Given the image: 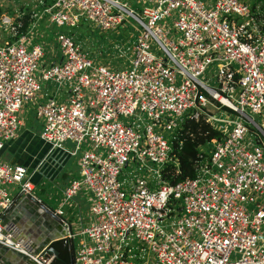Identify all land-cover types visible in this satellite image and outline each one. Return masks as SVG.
Here are the masks:
<instances>
[{"label": "built area", "instance_id": "built-area-1", "mask_svg": "<svg viewBox=\"0 0 264 264\" xmlns=\"http://www.w3.org/2000/svg\"><path fill=\"white\" fill-rule=\"evenodd\" d=\"M36 1L42 7L29 17L44 15L56 26L85 19L111 30L128 17L135 23L131 45H114L121 54L129 50L127 67L93 60L63 31L54 35L59 58L41 63L44 46L30 43L16 20L24 12L0 14L10 37L0 40V149L16 134L21 106L31 102L48 144L44 157L53 150L76 157L79 177L62 187L52 209L67 229L60 239L79 236L71 264H264V20L257 5ZM213 62L216 71L200 78ZM40 79L65 86L66 97L42 91ZM208 105L232 116L206 113ZM199 117L222 135L198 147L195 175L169 183L162 168L176 165L175 129L183 118ZM128 163L133 169L119 178ZM31 173L0 159V244L30 264H51L46 244L28 251L3 231L1 213L13 203L6 185L36 197ZM81 187L90 194V220L73 230L61 206Z\"/></svg>", "mask_w": 264, "mask_h": 264}, {"label": "crops", "instance_id": "crops-1", "mask_svg": "<svg viewBox=\"0 0 264 264\" xmlns=\"http://www.w3.org/2000/svg\"><path fill=\"white\" fill-rule=\"evenodd\" d=\"M250 2L254 4L252 0ZM42 18L41 16L35 21L31 19V21H34L33 26L31 27L32 22L29 21L25 27L27 34H29L30 43L37 41L32 38L29 30L37 25L45 27L49 23L47 19H45L47 21L44 23ZM4 38L10 39L0 27V40ZM52 45L54 46L53 40L50 41L48 46H44L45 51L41 58V63L59 58L58 51H51ZM40 86L42 91L50 94L55 93L59 99H64L67 95L65 86H56L41 79ZM19 115L21 123L15 136L7 140L0 149V159L13 164H21L26 167L28 173L32 171L30 179L34 185L36 197L43 200L51 209H56L60 204L62 187L71 177H79L77 159L75 156L63 158L60 152L56 150L47 153L46 157H44L48 144L39 137L40 122L34 117L32 103L24 102L20 108ZM36 165L38 166L36 167ZM41 183L44 184V189L46 190L44 195L41 193L43 188L40 185ZM6 188L14 199L18 194L17 186L7 184ZM89 203L90 194L84 187H81L70 201L61 206L64 211L63 216L68 219L71 229L77 230L90 220ZM1 221L3 231L8 234L10 240L19 242L28 251L37 250L42 246L35 239L46 234H49L53 239H60L67 230L60 221L52 223L49 216L40 209H36L35 204L30 200L24 201L21 205L16 202L12 203L1 213ZM78 238L79 236H75L65 241L64 247L68 254L71 253ZM58 245L61 246L62 244ZM7 247L8 250H4L7 264H26L23 257L16 254V252L22 254L21 252L13 250L9 246Z\"/></svg>", "mask_w": 264, "mask_h": 264}, {"label": "rangeland", "instance_id": "rangeland-1", "mask_svg": "<svg viewBox=\"0 0 264 264\" xmlns=\"http://www.w3.org/2000/svg\"><path fill=\"white\" fill-rule=\"evenodd\" d=\"M205 3H209L210 0H203ZM256 5V4H255ZM40 3L36 0H2L0 2V14H8L13 15L16 10H22L26 12L27 10H31L32 8L35 10L41 9ZM42 20L46 23L45 19H47L44 15H42ZM134 23L133 20L128 17L127 20L118 23L115 28L111 30H104L100 27L90 23L85 19H80V21L75 26H56L51 23H47V25L41 26L37 25L34 28L29 30L30 35L36 41L42 43L43 46H48L50 41L53 40L54 44V35L57 31H63L65 33H71L74 35L77 41H80L81 47L87 52L88 57L92 58L93 60L97 59L101 62H104L108 65L113 67H127L129 65L130 59V52L128 49L125 50L124 54H121L117 51V46L122 45H131V43L135 39V31L131 25ZM135 24V23H134ZM172 33H169L171 36ZM52 44V43H51ZM117 46L115 47L114 45ZM56 45L51 46V51L56 52L57 50ZM235 66V64H232ZM216 71L215 63H210L206 66L204 72L200 75V78L205 79L207 76H210L212 73ZM209 85L215 86L214 81H209ZM208 109L205 110L206 113L215 114L218 118L231 117L232 114L226 111L224 108H216L214 106L208 105ZM211 123V121L209 120ZM224 128H227V124L222 123ZM214 126V125H213ZM217 128V126H214ZM74 159V157H72ZM133 169V166L128 163V165L122 167L121 172L118 174V177L121 178L122 176H128L129 174L126 173L127 170ZM42 185L41 193L44 195L46 190L44 189V184ZM102 254V253H100ZM111 252L104 253L103 257H108Z\"/></svg>", "mask_w": 264, "mask_h": 264}, {"label": "trees", "instance_id": "trees-1", "mask_svg": "<svg viewBox=\"0 0 264 264\" xmlns=\"http://www.w3.org/2000/svg\"><path fill=\"white\" fill-rule=\"evenodd\" d=\"M44 2L47 3L49 0H44ZM252 2L257 5L258 15L264 20V0H252ZM29 12L30 9L16 19L21 23V30L31 21ZM174 134L172 154L176 165L170 162L162 168V175L169 183L183 177L195 175V167L198 162V147L209 139L222 135L220 130L202 117L197 119L183 118L175 129ZM58 244L62 245L59 246ZM65 244L66 242H63L62 239H55L50 242V245L57 250V254L51 260V264H70L69 254L64 247Z\"/></svg>", "mask_w": 264, "mask_h": 264}, {"label": "water", "instance_id": "water-1", "mask_svg": "<svg viewBox=\"0 0 264 264\" xmlns=\"http://www.w3.org/2000/svg\"><path fill=\"white\" fill-rule=\"evenodd\" d=\"M26 200H30L31 202H33L35 204L36 209H40L41 211H43L45 214H47V216H49V218L52 220V223H54L55 221L59 222V216L54 214V212L52 211V209L50 207H48L45 202L35 196H32L30 194H22L21 192L18 193L16 195V197L13 199V203L16 202L18 205H21L24 201ZM55 240V238H51L49 234L43 235L41 237H39L38 239H35V241H37L38 243H40V245H47L48 249L55 255L57 254V250H55L51 245L50 242ZM26 245V244H24ZM4 250H8V247L0 244V264H7V259H6V253L4 252ZM11 250V249H9ZM30 251H35V250H30ZM16 254L20 255L23 257V259L25 260L26 264H30L31 262L29 261V259H27V257L23 254H20L18 252H16ZM69 263L71 264V253H69Z\"/></svg>", "mask_w": 264, "mask_h": 264}, {"label": "bare ground", "instance_id": "bare-ground-1", "mask_svg": "<svg viewBox=\"0 0 264 264\" xmlns=\"http://www.w3.org/2000/svg\"><path fill=\"white\" fill-rule=\"evenodd\" d=\"M217 117V116H216ZM6 246V245H5Z\"/></svg>", "mask_w": 264, "mask_h": 264}]
</instances>
